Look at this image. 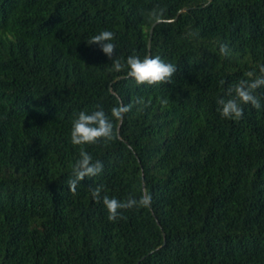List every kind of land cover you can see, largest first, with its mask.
I'll return each instance as SVG.
<instances>
[{
	"label": "trees",
	"instance_id": "obj_1",
	"mask_svg": "<svg viewBox=\"0 0 264 264\" xmlns=\"http://www.w3.org/2000/svg\"><path fill=\"white\" fill-rule=\"evenodd\" d=\"M103 30L113 59L160 56L171 82L115 71L86 43ZM261 66L264 0H0V264H264V86L240 119L217 104ZM98 108L116 138L73 145ZM81 148L103 170L72 192ZM98 185L150 206L109 221Z\"/></svg>",
	"mask_w": 264,
	"mask_h": 264
},
{
	"label": "clouds",
	"instance_id": "obj_2",
	"mask_svg": "<svg viewBox=\"0 0 264 264\" xmlns=\"http://www.w3.org/2000/svg\"><path fill=\"white\" fill-rule=\"evenodd\" d=\"M162 9H154L149 15L158 20L162 15ZM114 40V33L109 30L100 31L99 34L93 35L86 41L87 44H97L109 59L113 61V68L120 72L127 69V76L134 79L140 84H159L169 83L177 68L171 64L163 61L160 56H145L141 59L136 55H129L126 62L122 63L119 59H113V53L116 45L112 42ZM221 54H227V46L220 45ZM251 79L240 80L239 82L230 85L226 91V98L222 97L217 100L218 111L223 118L240 119L244 114L242 104H250L254 108L261 107L260 99L255 94V90L264 86V66L260 67V74L255 75L249 73ZM142 100L137 99L136 103H141ZM162 104H167V99L161 100ZM131 105L114 107L111 112L116 119H122L124 113L128 112ZM113 124L102 108L88 113L80 111L73 119L70 130V139L73 145L95 144L101 139L105 141H112L115 139ZM103 170L101 161H93L92 156L81 148L79 159L75 161L71 168V174L66 184L69 190L75 192L78 183L85 177H94ZM103 186L98 185L92 189V196L98 201H102L108 212V220L116 221L120 217L121 209H128L131 207H148L151 203V196L143 194L138 200L129 198L126 201H121L116 198H110L108 195H101Z\"/></svg>",
	"mask_w": 264,
	"mask_h": 264
},
{
	"label": "water",
	"instance_id": "obj_3",
	"mask_svg": "<svg viewBox=\"0 0 264 264\" xmlns=\"http://www.w3.org/2000/svg\"><path fill=\"white\" fill-rule=\"evenodd\" d=\"M154 27V26H153ZM153 29L151 30V33H152ZM150 43H151V38H150V41H149V49H150Z\"/></svg>",
	"mask_w": 264,
	"mask_h": 264
}]
</instances>
